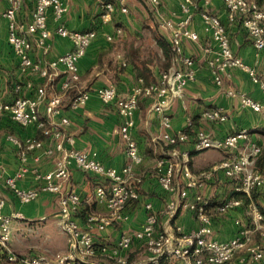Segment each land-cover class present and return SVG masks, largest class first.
<instances>
[{"label": "built area", "instance_id": "2783aa9c", "mask_svg": "<svg viewBox=\"0 0 264 264\" xmlns=\"http://www.w3.org/2000/svg\"><path fill=\"white\" fill-rule=\"evenodd\" d=\"M101 4L100 22L108 24L118 10L127 13L126 0H95ZM226 10V20L238 23L252 42L256 51L264 50V10L252 0H221ZM152 7H159L162 0H147ZM23 0H8V7L2 13L7 22V43L18 60L19 67L38 74L46 83L39 86L32 98L17 97L10 103H0V113L7 114L16 124L27 127L34 125L43 139L19 140L14 136H6V140L13 143L18 151L20 166L13 176L2 179L1 189L8 191L21 204L35 200L42 193L54 194L57 197L59 212L55 222L60 234L66 237L67 247L63 252L51 256L34 254L20 256L11 249L12 228L15 221L23 219L18 212L5 213L3 211L5 199L0 196V253L4 252L6 260L13 264H95L92 260L97 255H103L115 264H127L122 254L129 250L134 242H140L145 247L148 258L146 264H161L163 260L179 261L181 264H264V215L252 203L246 205L249 222L244 225L239 220L235 224L239 229L235 236L227 241L213 238L212 218L209 213L210 201L201 193L205 185L214 178V174L222 172L229 180L239 183L236 191L250 195L253 190L264 185V176L254 169L255 159L260 154V147L250 143L238 158H226L215 163L209 170L192 173L189 168V151H179L177 146L189 140L186 131L170 132V118L168 110L174 102L181 99L188 82L195 79L194 59L185 55L184 40L196 41L197 34L190 30L194 11L200 9L197 0H182L179 6L182 18L167 20L163 26L168 30L169 45L172 53L171 65L167 70L160 71L157 80L150 84H140L131 88L125 96H120L114 85L102 86L94 90L95 95L103 104H113L120 117L119 135L125 143V154L128 163L117 170L106 168L98 160L96 153L84 152L73 147H66L70 138L56 126L47 127L44 119L38 116V106L45 103L48 116L60 111L61 95L46 98V84L56 76V68L62 66L65 78L60 84L61 94L64 95L75 87L79 81L78 61L85 56L91 43L97 38V30H70L62 21L67 11L63 0H36L27 24H21L17 13L22 7ZM48 12H51L57 25L54 32L71 43V50L59 55L46 65L33 61L31 57L32 44L28 38L38 35L40 40L50 37L48 27ZM204 29L209 32L212 44L205 49L210 55L206 63L210 69L213 81L222 86L223 75L229 70L238 68L245 72L249 79L258 84L264 92V79H260L254 68L245 64L230 47V40L225 24L221 19L207 10L199 12ZM121 29L115 30L116 35ZM105 39L113 41V36L106 35ZM125 65V64H123ZM15 91L21 89L15 86ZM91 91L85 90L74 96L70 102L71 108L83 106L90 98ZM226 95L239 99L241 105L255 112L264 109V105L253 100L243 92L227 90ZM140 97L151 98L150 111L159 119L164 128L160 140L169 151L156 162L158 184L163 192L169 196L164 209L168 221L174 220L180 211L193 214L197 227L185 230L182 225H176L171 232L157 231L158 215L152 211L149 203L143 205L146 216L141 227L133 232L122 231L115 245L94 244L93 230L103 231L115 222L128 220L125 207L128 203L139 198V178L133 176L132 169L142 163L135 138V112ZM203 117L209 121L224 122L226 115L220 109H210L203 112ZM62 124H67L66 118H61ZM192 125L187 121V128ZM246 131L230 134L223 139H212L204 130L195 132L193 151L195 153L206 149L231 150L238 146L240 140L246 138ZM41 151L43 156L53 157L54 167L48 172H41L36 168H29L27 159L30 155ZM33 161L38 162L39 156L34 155ZM75 168L90 172L103 178V183L95 187V200L104 204L107 213H90L86 216V230H83L74 220L81 200L78 194L68 189L67 182L71 169ZM32 171L37 182L35 188L24 189L18 186V181L28 171ZM0 189V190H1ZM243 206L240 199L225 198L215 211L225 214L228 211ZM257 234L258 241L254 240Z\"/></svg>", "mask_w": 264, "mask_h": 264}, {"label": "crops", "instance_id": "0c3cea01", "mask_svg": "<svg viewBox=\"0 0 264 264\" xmlns=\"http://www.w3.org/2000/svg\"><path fill=\"white\" fill-rule=\"evenodd\" d=\"M63 1L67 6V11L62 18L65 25L70 30H97V38L91 43L85 56L77 63L79 81L64 95L61 94L60 84L65 78V70L62 66L56 68V76L52 81L47 82L45 92L47 100L61 95L60 111L48 116L43 102L38 106V116L45 120L47 127L56 126L70 138L71 142H66V147L88 153L94 152L104 167L119 170L128 163L125 143L118 132L120 117L115 106L103 104L94 90L102 86L114 85L118 94L125 96L131 88L140 84L141 78L129 60L130 49H137L140 60H151L154 63L152 71L157 80L163 56L155 37H163L169 43L168 30L163 23L167 20L177 21L183 17L179 9L182 0H162L161 5L156 8L150 6L147 0H126L127 13L117 10L108 24L100 22L101 4L99 2L95 0ZM197 1L200 3V9L194 11L188 27L197 34L198 39L183 42L185 55L193 58L195 62V79L186 84L182 98L174 102L168 110L170 132L174 134L177 131H186L189 134V140L178 145L177 149L180 152H190L189 168L194 174L209 170L223 159L238 158L250 143L260 147L261 151L256 159L264 151V109L255 112L245 108L238 98L226 95V91L243 92L262 105H264V92L238 68H233L223 75L221 87L214 83L206 63L210 55L205 52L212 42L209 32L204 29L199 12L205 9L221 19L226 26L232 51L245 64L254 68L260 79L264 78V50L256 51L253 48L251 40L240 24L227 22L226 10L221 0ZM35 2L36 0H23L22 7L17 13V19L21 24H27L31 20ZM7 7L8 0H0V103H10L17 97L32 98L37 88L46 83L38 74L19 67L18 60L7 43V22L2 17ZM56 25L57 22L52 13L48 12L50 37L42 41L36 34L28 36L32 44L33 61L46 65L59 55L71 50L70 41L55 34ZM117 28L122 30L120 35L115 34ZM106 35L113 36V41H107ZM16 85H20L19 91H15ZM85 90L91 91L86 104L71 108L72 98ZM150 105L151 98L140 97L134 116V133L142 163L134 166L132 173L134 177L141 180L138 184L139 198L126 205L125 213L129 217L127 221L115 222L103 231H91L96 247L113 246L122 231L138 230L145 221L146 211L143 205L146 203L151 204L152 211L158 215L157 231L159 232H171L176 225H182L185 230H193L197 227L191 212L180 211L170 222L164 215L165 206L170 198L158 184L156 162L169 151L170 146L159 139L164 128L160 125L157 116L151 113ZM215 108L226 115L224 122L209 121L203 117L204 111ZM63 117L67 119V124L61 123ZM188 120L192 123L190 128H187ZM198 130L208 132L215 140L243 130L247 132V136L231 150L210 148L195 153L193 143L195 132ZM9 135L19 140L43 139L41 132L34 125L22 127L12 121L7 114L0 113V187L2 179L13 176L20 166L16 147L6 140V136ZM34 155L39 156L38 162L33 161ZM27 165L41 172H48L54 167L53 157L43 156L39 151L28 157ZM256 171L264 176V165ZM100 183H103V178L100 176L75 168L71 169L66 187L80 197L81 203L74 214V220L83 230H86L88 214L107 213L106 206L95 200V187ZM238 185L237 181L229 180L222 172H217L214 178L200 190V193L210 201L208 211L212 218V236L216 240L227 241L233 238L239 229V226L235 224L236 220L244 225L249 222L246 212L248 203L255 205L259 211L260 206L264 207V185L249 196L236 191ZM18 186L24 189L37 186L31 169L18 181ZM255 194L256 199L253 198ZM0 196L6 201L3 208L5 213L18 212L23 217L22 220L15 221L12 228V239L24 244L25 248L21 249H29L32 255L46 256L65 251L66 237L58 232L55 224L59 212L56 195L42 193L27 204H21L3 189L0 190ZM228 197L240 199L243 206L225 214H218L215 211L216 206ZM49 221L52 222L48 223ZM54 228L65 240L64 245L58 238L53 237L51 232ZM258 239V235L255 234L254 240L258 241ZM58 246L61 248L54 250ZM13 251L16 254L15 250ZM122 254L127 259V264L147 263L148 253L140 242H134L129 250L123 251ZM92 261L95 264H115L113 260L103 255H97ZM161 264L181 263L165 259Z\"/></svg>", "mask_w": 264, "mask_h": 264}, {"label": "trees", "instance_id": "16d2710c", "mask_svg": "<svg viewBox=\"0 0 264 264\" xmlns=\"http://www.w3.org/2000/svg\"><path fill=\"white\" fill-rule=\"evenodd\" d=\"M256 1L261 3V0H256ZM155 38H156L157 46L161 50L163 56V60L160 63V70L164 71L167 70L171 64L172 53H171L170 45L163 37L157 36ZM128 54L130 58L129 60L131 61L134 68L137 70L138 76L144 81V84H150L152 82H155L156 79L152 71L154 63L151 60H140L138 58L137 49L135 50L130 49ZM262 165H264V151H262L260 157L256 159L254 169L256 170L260 169ZM256 190H253L252 193L255 192ZM253 198L256 199V194L253 196ZM259 209L262 213H264V207L260 206ZM17 257L19 258L20 256L17 255ZM6 259L7 258L5 253L1 252L0 264H13L8 262Z\"/></svg>", "mask_w": 264, "mask_h": 264}, {"label": "rangeland", "instance_id": "374dc122", "mask_svg": "<svg viewBox=\"0 0 264 264\" xmlns=\"http://www.w3.org/2000/svg\"><path fill=\"white\" fill-rule=\"evenodd\" d=\"M252 1H254V2H256L257 4H258V6L262 9V10H264V0H261V3L260 2H258V1H256V0H252ZM259 76V75H258ZM261 79H264V78H261ZM52 221H49L48 223H51ZM54 226V225H53ZM52 235H53V237H55V238H58L59 240H60V242H62V245H64L65 244V240L62 238V236H63V234H59L56 230H55V228L52 230ZM13 240V239H12ZM24 246V244L22 245V244H20V241H16L15 239L13 240V241H11V249L12 250H15V252H16V254H18L19 256H27V255H32L29 251V249H21V248H25V247H23ZM67 247V246H66ZM57 248H61V246H58V247H55V249L54 250H56ZM39 251H42V250H40V249H38ZM58 250H60V249H58ZM66 250V249H65ZM14 252V251H13ZM54 252V251H53ZM45 253V252H44ZM47 253V252H46ZM45 253V254H46Z\"/></svg>", "mask_w": 264, "mask_h": 264}]
</instances>
